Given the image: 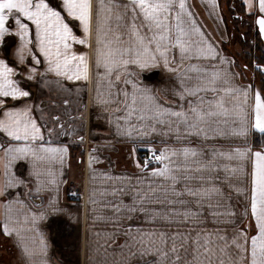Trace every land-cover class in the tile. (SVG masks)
I'll use <instances>...</instances> for the list:
<instances>
[{"label":"snow or ice","instance_id":"obj_1","mask_svg":"<svg viewBox=\"0 0 264 264\" xmlns=\"http://www.w3.org/2000/svg\"><path fill=\"white\" fill-rule=\"evenodd\" d=\"M206 7L219 41L189 0H0V235L17 264H52L46 229L78 221L80 201L88 264H264V147L249 141L264 138V48L251 78L237 70L219 0ZM229 10L249 50L264 44V0ZM117 144L134 171L116 174Z\"/></svg>","mask_w":264,"mask_h":264},{"label":"crops","instance_id":"obj_2","mask_svg":"<svg viewBox=\"0 0 264 264\" xmlns=\"http://www.w3.org/2000/svg\"><path fill=\"white\" fill-rule=\"evenodd\" d=\"M189 3L193 6V10L197 13L198 19L201 20L204 25L207 26L208 31L212 33V35L219 41L221 39V31L216 27V21L214 16L209 15L210 9L206 7V0H189ZM220 9L222 10V15L225 18V24L221 25V28L227 27L228 31L223 33L224 39L227 41L231 38V42L222 45L225 48L227 54L233 56L237 63L239 70V66H242V61L240 58V53L242 51V44L237 37L235 36L236 33L234 30L232 23L230 22L229 16L226 12L224 6V0H219ZM238 42V43H237ZM250 77H252V73L249 71ZM162 75V73H161ZM159 79V76H157ZM247 83V81H244ZM97 131H105L103 128L97 129ZM249 141L251 143V136L249 137ZM99 139L91 141V143H100ZM89 145L87 144L85 148ZM159 147V145H156ZM132 145L128 144H117L116 151L112 152V160L114 161L115 165V172L119 174L120 172L124 171H134V165L132 163V156L130 155V149ZM256 147V146H255ZM259 148V147H257ZM81 147L74 146L71 149L72 152V161H71V170L68 172L67 179L69 180L68 185L65 186V189L69 185H74L78 190L81 191V194H84V180L85 177L82 174V169L80 166L77 165L76 161L80 158ZM77 150V152H76ZM80 150V151H79ZM143 151L142 153L146 154L144 151V147L142 146L139 151ZM79 151V153H78ZM138 151V152H139ZM138 152L136 156L139 158ZM65 191V190H64ZM62 199L64 203L69 205H75L76 202L67 201L64 197V192L62 193ZM81 209L79 213V220L76 222L68 221L70 225L67 228L58 227L53 225L51 228H47L46 230L49 232V242L52 245L51 250V257H52V264H88L87 260V251L84 247L86 240L88 239L89 235V222H85L84 216V208H83V201H80ZM67 219V218H65ZM3 237V236H2ZM5 238V237H4ZM13 249V256L15 258V264H17V249L13 247L12 241L7 239Z\"/></svg>","mask_w":264,"mask_h":264},{"label":"trees","instance_id":"obj_3","mask_svg":"<svg viewBox=\"0 0 264 264\" xmlns=\"http://www.w3.org/2000/svg\"><path fill=\"white\" fill-rule=\"evenodd\" d=\"M230 2L231 0H224V6L226 9V12L229 16L230 22L232 23L233 27H235V22L236 19L235 17L238 15L237 13H233L232 11L229 10V6H230ZM230 13V14H229ZM234 30H236L234 28ZM236 33V37H238L240 43L242 44V51L240 53V58L242 60V66L247 64L249 67V70L252 75L253 72L251 70L252 68V63H253V59L256 56H259L261 54V48H264L263 44L260 45V47H256L254 46L251 50L248 49V43L242 42L241 40V33L238 32L237 30L235 31ZM257 77L259 78V74L257 73ZM251 143L253 145H255L256 147H264V138H262L258 133L251 136Z\"/></svg>","mask_w":264,"mask_h":264},{"label":"rangeland","instance_id":"obj_4","mask_svg":"<svg viewBox=\"0 0 264 264\" xmlns=\"http://www.w3.org/2000/svg\"><path fill=\"white\" fill-rule=\"evenodd\" d=\"M233 13H237L238 14L237 16L243 15V13L238 12V11L233 12ZM245 19H247V17H245ZM235 29H237V31L240 33L247 32L248 26L246 24H241L239 21L236 20ZM236 39H238V37ZM250 41H251V37L249 38V42ZM247 75L249 77L251 76L249 71L247 72ZM258 83H259V78L257 77V84ZM79 151H78V153H79ZM76 152H77V150H76ZM142 152L143 151H141V150L138 152L139 158H141V156L144 154ZM12 254H13V249L11 248L9 241L6 238L2 237V235H0V264H15V258Z\"/></svg>","mask_w":264,"mask_h":264},{"label":"flooded vegetation","instance_id":"obj_5","mask_svg":"<svg viewBox=\"0 0 264 264\" xmlns=\"http://www.w3.org/2000/svg\"><path fill=\"white\" fill-rule=\"evenodd\" d=\"M86 145H87V144H85V145L83 146V148H85ZM81 150H82V149H81ZM70 188H72L73 190H75V191H77V192H79V193L81 194V191L78 190L74 185H69V186L65 189V191H64V197H65V199H66L67 201H70V202H76V201H77L76 199H69L68 197L65 196V193H66ZM81 195H82V194H81Z\"/></svg>","mask_w":264,"mask_h":264},{"label":"built area","instance_id":"obj_6","mask_svg":"<svg viewBox=\"0 0 264 264\" xmlns=\"http://www.w3.org/2000/svg\"><path fill=\"white\" fill-rule=\"evenodd\" d=\"M146 154H143L141 156V158H143ZM71 192H77L75 190H73L72 188H70L66 193H65V196L68 197L69 199H75L74 197L71 196Z\"/></svg>","mask_w":264,"mask_h":264},{"label":"water","instance_id":"obj_7","mask_svg":"<svg viewBox=\"0 0 264 264\" xmlns=\"http://www.w3.org/2000/svg\"><path fill=\"white\" fill-rule=\"evenodd\" d=\"M263 46H264V44H263Z\"/></svg>","mask_w":264,"mask_h":264}]
</instances>
